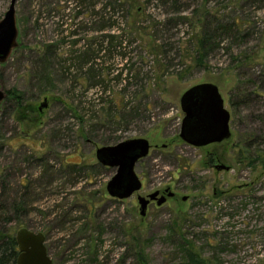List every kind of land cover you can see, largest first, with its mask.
Instances as JSON below:
<instances>
[{
  "label": "rangeland",
  "instance_id": "374dc122",
  "mask_svg": "<svg viewBox=\"0 0 264 264\" xmlns=\"http://www.w3.org/2000/svg\"><path fill=\"white\" fill-rule=\"evenodd\" d=\"M75 1L15 3L17 45L0 62V89L21 92L24 106L18 110L15 100L7 97L0 101V175L9 182V196L22 197L27 191L37 200L25 214L13 213L14 220L4 228L14 237L20 228L43 233L51 264H138L140 248L148 264H175L183 256L182 238L193 242L200 256L213 264H264V175L238 162L234 148L241 137L264 135V0H203L224 21L238 19L240 33L222 39L219 49L206 57L205 67L190 68L180 76L175 73L189 60L173 59L175 75L159 89H146L149 109L129 119L106 110L111 101H121L122 86L117 85L124 82L111 74L107 93L100 96L104 100L94 107L96 114L87 113L95 92H84L79 81H72L73 71L65 70L73 67L70 52L81 49V42L91 39L85 33L98 26L88 18L82 21ZM9 2L0 0V19ZM189 2L191 8L181 15H190L197 0ZM146 13L155 21L168 15L157 2H149ZM121 15L115 14L118 19ZM120 23L118 29L127 27L125 20ZM72 31L76 34L63 39ZM189 31L179 25L173 39ZM61 36L60 51L51 58L50 86L37 79L44 66L40 47ZM140 45L130 46L135 66ZM127 51L102 53L98 64L123 67L118 57ZM250 55L258 62L247 63ZM205 82L219 89L230 113L231 136L194 147L179 138L183 117L179 99L191 86ZM134 91L135 85L123 103L137 104L143 94L134 97ZM44 99L48 105L39 111ZM72 102L81 118L67 109L66 103ZM139 137L150 144L148 155L135 165L142 187L125 199L110 197L106 184L115 168L101 165L95 151ZM166 189L173 195L160 206L150 203L141 216L137 196ZM1 223L0 219V229Z\"/></svg>",
  "mask_w": 264,
  "mask_h": 264
},
{
  "label": "trees",
  "instance_id": "16d2710c",
  "mask_svg": "<svg viewBox=\"0 0 264 264\" xmlns=\"http://www.w3.org/2000/svg\"><path fill=\"white\" fill-rule=\"evenodd\" d=\"M149 2L162 4L166 8L165 14L168 15L155 21L151 13H146V7ZM197 2L196 6L190 10V15L187 16L181 14L191 8L188 0H76L75 3L77 8H79L82 21L88 18L91 23L98 24L96 28H89L85 33L91 36L88 42L77 41V43L81 42L83 45L81 49H73L70 52L73 58V67L65 69L68 72L70 70L73 71L72 81H79L84 92H95L96 97L88 104L86 112L96 114L94 107L99 106L104 100L100 96L107 93L106 81L110 80L109 76L112 74L114 76L113 79L124 82V84L121 85L122 83H120L117 85L122 86L120 90L121 101H111L109 108L106 110L110 113L116 112L124 119L139 116L142 111L149 109L148 96L147 93H144L146 89L150 91L159 89L166 78L177 72L172 69L175 65L173 64V59L177 58L180 61L181 59L184 61L185 59L183 58H187L189 60V64L182 71L175 73L180 76L190 68L205 67L206 57L215 49H219L222 39L226 36L240 33L238 19L233 17L231 23H228L224 21L223 17H220L217 10H209L203 0H197ZM119 11L122 12L120 19L115 16L116 12ZM124 20L127 27L119 28V31L118 27L123 25V23L119 24V22ZM179 25L188 26L190 31L180 39L174 40L175 29ZM125 30L127 31L126 35L125 33L122 34ZM75 34L76 31L66 33V37H63V39ZM62 36L60 38L57 37L58 40L55 38L56 42L53 43H46L49 42L48 39L40 47L43 49L40 62L44 66L38 71L37 79L38 81H47L50 86H52L50 81H54L51 70V58L60 51ZM244 36L241 35L240 38ZM137 38H139L137 41L133 40ZM135 42L141 44L137 66L132 63V57H129L130 46ZM118 48L123 51L128 50L127 54L120 52L118 57L120 62L123 61L125 63L123 67L110 68L108 67L109 64L104 67L98 64L100 54L105 53L113 56ZM247 57L245 58L248 59L247 63L258 62L256 61V56L250 55ZM146 62L147 69L143 71V66ZM139 64L140 66H138ZM183 64L186 63L184 62ZM86 66L87 69H85ZM84 81H86V84H84ZM133 85L136 88L133 93L134 97L143 94L135 106L131 105L132 100L123 103L126 92ZM46 89H43L42 92ZM5 97L14 99L18 110H21L24 106L21 92L15 89L6 90ZM144 98H146V101L142 102L141 99L144 100ZM94 100L98 101L95 103ZM66 106L69 111L78 116V106L73 102L72 104L66 103ZM31 107H33L32 104ZM78 118L81 117L78 116ZM234 148L238 162L245 163L252 170L260 169L264 175V135L261 138L259 136L255 138L252 136L241 137L234 144ZM23 186L27 188L26 185L23 184ZM8 189L9 182L6 176L1 174L0 264H15L18 255L15 237L8 232V229L4 228V225L14 220L13 213L17 215V212L21 211L22 214H25V212L29 211L28 206L37 200L29 197L27 191L22 197H16V195L11 197L8 194ZM179 244L183 256L175 264H213L200 256L193 242L182 238ZM136 259L138 264H148L142 248L137 251Z\"/></svg>",
  "mask_w": 264,
  "mask_h": 264
},
{
  "label": "water",
  "instance_id": "95a60500",
  "mask_svg": "<svg viewBox=\"0 0 264 264\" xmlns=\"http://www.w3.org/2000/svg\"><path fill=\"white\" fill-rule=\"evenodd\" d=\"M16 0H10L3 17L0 19V62L5 61L17 42ZM5 93L0 89V101ZM179 104L183 117L179 138L186 144L202 147L219 143L231 136L230 113L224 106V100L218 87L209 82L191 86L180 96ZM47 101L38 106L42 111L47 107ZM150 144L147 139L131 138L114 145L98 147L95 151L97 161L104 166L114 167L115 173L106 184L110 197L125 199L132 196L142 187V181L135 172L136 163L148 155ZM216 169H228L225 165H215ZM159 195L156 190L147 196H137L139 214L144 216L151 201L160 206L172 192ZM185 199V197H184ZM18 255L15 264H51L52 260L44 245L45 236L27 228H20L15 234Z\"/></svg>",
  "mask_w": 264,
  "mask_h": 264
},
{
  "label": "flooded vegetation",
  "instance_id": "af4514ba",
  "mask_svg": "<svg viewBox=\"0 0 264 264\" xmlns=\"http://www.w3.org/2000/svg\"><path fill=\"white\" fill-rule=\"evenodd\" d=\"M162 193H163L164 195L167 194V192H162ZM162 193L159 192V195H161ZM166 198H167V197H166ZM154 202H155V201H151L150 203H154ZM150 203H149V204H150ZM149 204H148V205H149Z\"/></svg>",
  "mask_w": 264,
  "mask_h": 264
}]
</instances>
